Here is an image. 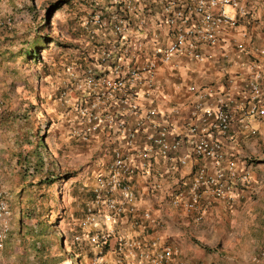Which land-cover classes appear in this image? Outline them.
<instances>
[{"label":"built area","instance_id":"2783aa9c","mask_svg":"<svg viewBox=\"0 0 264 264\" xmlns=\"http://www.w3.org/2000/svg\"><path fill=\"white\" fill-rule=\"evenodd\" d=\"M136 1L91 0L94 10L81 23L90 38L101 33L104 42L92 53L94 64L69 74L79 121L72 138L87 142L100 134L123 143L127 150L139 141L144 145L135 165L121 149L112 147L106 163L91 173L83 227L73 239L90 252V264H196L179 257L177 248L161 237L147 233L157 223L148 212L137 211L130 179L155 155L175 161L173 169L184 166L187 158L208 161L209 168L198 164L188 183L177 185L168 197L174 209L195 212L197 223L204 214L202 197L227 202L233 190L249 184V171L226 157L217 137H230L234 123L241 138L255 135L252 123L264 127V46H249L244 42L247 31L239 28L251 20L256 7L264 23V0H156L153 23L137 16ZM228 33L233 35L230 48L246 58L243 88L235 90L229 78L221 90L187 87L193 98L185 122L189 151L175 158L181 138L171 135L172 128L152 105L158 67L180 69L182 58L202 63L208 58L205 49L217 46ZM229 58L230 54H221L222 60ZM64 96L61 93L60 99ZM9 215L0 191V252ZM247 264H264V237Z\"/></svg>","mask_w":264,"mask_h":264},{"label":"rangeland","instance_id":"374dc122","mask_svg":"<svg viewBox=\"0 0 264 264\" xmlns=\"http://www.w3.org/2000/svg\"><path fill=\"white\" fill-rule=\"evenodd\" d=\"M56 1L0 0V191L10 214L0 264H35L49 257L63 259L59 264H90L85 251L73 248V237L83 227L90 175L110 158L112 145L100 134L87 142L71 136L79 121L69 74L95 63L80 30L93 9L89 0H68L52 9ZM37 26L44 30L35 32ZM243 27L247 25L240 23ZM41 36L35 53L39 62L17 56L27 42ZM98 41L101 46L103 37ZM193 64L189 61L187 74ZM35 138L43 145L36 152L42 164L38 171L32 166ZM27 207L34 210L30 217L24 214ZM203 233L190 239L201 249L202 261L242 264L221 252L230 239L227 231L218 239L211 231Z\"/></svg>","mask_w":264,"mask_h":264},{"label":"crops","instance_id":"0c3cea01","mask_svg":"<svg viewBox=\"0 0 264 264\" xmlns=\"http://www.w3.org/2000/svg\"><path fill=\"white\" fill-rule=\"evenodd\" d=\"M139 1V2H138ZM138 2V3H137ZM134 4L136 13L147 23H153L155 13L158 12L156 0H137ZM255 13L247 25L243 27L248 33V39L244 42L249 46H264V23L261 11L256 7ZM106 10V9H105ZM230 33L224 34L217 46L205 49L208 58L195 66L190 74L189 60L180 59V69L175 74L170 73L169 67H158L156 75V89L152 105L157 109L165 122L172 128L171 135L181 138V144L175 158L184 157L189 151L191 137L185 130V122L190 109L192 96L187 92V87L209 86L214 90L224 87L225 79L233 82V88L241 90L246 75L244 55L236 54L230 48ZM231 55V59L224 61L221 54ZM197 64V65H196ZM204 80V81H203ZM195 82L200 83L197 85ZM202 84V85H201ZM227 87V85H226ZM228 88V87H227ZM255 135L249 141L239 138L237 126L231 127L230 137H217L224 147L226 157L235 160L239 169H247L250 173V182L247 186L233 190L229 201H218L210 197H202L200 208L203 217L200 222H195V212H183L174 209L168 203V197L177 185H186L193 169L200 163L208 168L206 160L187 158L184 166L173 169L175 161L152 156L147 166L130 179V184L135 193V207L138 212H148L156 220V225L150 227L147 233L161 237L179 251V257L192 260L196 264H209L201 260L200 252L196 244L190 239L199 238L203 232L214 233L213 239L230 234L227 246L221 247V252L226 256L237 259V262L246 264V260L253 254L257 242L264 237V127L258 123H252ZM110 142L113 148L118 147L128 155L131 164L138 161L137 152L144 145L139 141L135 147L127 150L123 143ZM107 143L103 149L106 150ZM110 157V155H109ZM109 159V158H108ZM107 159V160H108ZM204 234V233H203ZM232 243L234 251L231 252ZM229 248V249H228ZM201 250V249H200ZM231 255V256H230ZM244 261V262H243ZM236 264V262L234 263Z\"/></svg>","mask_w":264,"mask_h":264},{"label":"trees","instance_id":"16d2710c","mask_svg":"<svg viewBox=\"0 0 264 264\" xmlns=\"http://www.w3.org/2000/svg\"><path fill=\"white\" fill-rule=\"evenodd\" d=\"M67 2H68V0H58V1H56L55 3H53L51 5V8L52 9H56V8L60 7V5L65 4ZM89 2L91 3L90 0H89ZM90 7L94 10V7L92 6V4L90 5ZM136 11H138V10H136ZM137 16L140 17V14L139 15L137 14ZM81 29L82 28H80V30ZM35 30H36L35 32H39L40 30L43 31L44 29H43L42 26H37ZM82 33H84V32H82ZM84 34H85V37H86L85 40H87L86 44H87V46H89L90 51L92 53L95 52L96 48H99V46L97 45L99 43V41L97 42V40H99L100 37H102L101 33H99L96 38H90L88 34H86V33H84ZM42 41H43L42 36L39 37V38H37V37L32 38L31 41L27 42L28 45L25 47V49H23L22 47L19 49V51L17 53V56L18 57H22L23 60L30 59L32 61L39 62V57L37 55H35V53H36L37 46L40 45V42H42ZM26 136H27V134L24 135V139H25ZM42 146L43 145H42L40 139L35 138L34 139V147H35V149L32 152L33 156L35 157V161L32 164V166H33V169L36 170V171H38L39 168L42 166L41 159L39 158L40 156L36 153L37 152V148H40ZM26 210L27 211L24 213L25 217L32 216V212L34 210L32 208H30V207H27ZM33 215L37 216L38 214H34L33 213ZM38 223L39 222H37L36 224H38ZM6 233H7V230L5 232V237H6ZM5 237H4L3 241H2V247H3V242H5V240H6ZM36 241H37V239H34L33 240V244H35ZM73 248H76L75 250L85 251L86 252V256L89 257L90 252L86 248L79 249V247L76 244L73 245ZM63 261H64L63 259H55V258L49 257V258H47L45 260L39 259L35 264H59L60 262H63Z\"/></svg>","mask_w":264,"mask_h":264},{"label":"clouds","instance_id":"9594fccd","mask_svg":"<svg viewBox=\"0 0 264 264\" xmlns=\"http://www.w3.org/2000/svg\"><path fill=\"white\" fill-rule=\"evenodd\" d=\"M91 1V0H90ZM164 67H166V66H164ZM171 70V69H170Z\"/></svg>","mask_w":264,"mask_h":264}]
</instances>
